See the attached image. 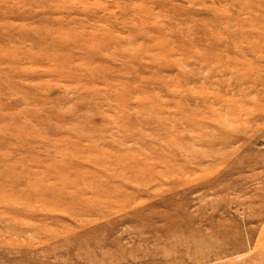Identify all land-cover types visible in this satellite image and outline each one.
Masks as SVG:
<instances>
[{
  "label": "rangeland",
  "instance_id": "rangeland-1",
  "mask_svg": "<svg viewBox=\"0 0 264 264\" xmlns=\"http://www.w3.org/2000/svg\"><path fill=\"white\" fill-rule=\"evenodd\" d=\"M0 264H264V0H0Z\"/></svg>",
  "mask_w": 264,
  "mask_h": 264
}]
</instances>
